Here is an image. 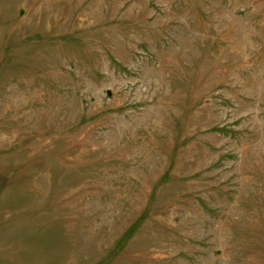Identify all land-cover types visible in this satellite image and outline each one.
<instances>
[{"label": "rangeland", "instance_id": "rangeland-1", "mask_svg": "<svg viewBox=\"0 0 264 264\" xmlns=\"http://www.w3.org/2000/svg\"><path fill=\"white\" fill-rule=\"evenodd\" d=\"M0 264H264V0H0Z\"/></svg>", "mask_w": 264, "mask_h": 264}]
</instances>
